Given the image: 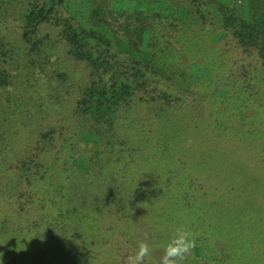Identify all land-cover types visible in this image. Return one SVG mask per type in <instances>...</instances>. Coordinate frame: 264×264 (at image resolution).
<instances>
[{"label":"trees","instance_id":"16d2710c","mask_svg":"<svg viewBox=\"0 0 264 264\" xmlns=\"http://www.w3.org/2000/svg\"><path fill=\"white\" fill-rule=\"evenodd\" d=\"M251 97L264 0H0V261L126 264L145 241L159 264L185 227L182 264H264L223 238L243 198L195 169Z\"/></svg>","mask_w":264,"mask_h":264},{"label":"rangeland","instance_id":"374dc122","mask_svg":"<svg viewBox=\"0 0 264 264\" xmlns=\"http://www.w3.org/2000/svg\"><path fill=\"white\" fill-rule=\"evenodd\" d=\"M251 99L254 107L251 108L248 103L247 107L243 105L237 117L224 112L220 114L226 118V128L236 133V141L227 140L223 150L217 154H207L214 129H208L209 136L194 140L200 148L199 158L204 157L202 160L200 158L195 169L205 181L216 182L224 189L221 195L223 200H235L240 195L239 203L241 197L245 201L236 207L238 209H235L234 216L238 217L234 218V226H229L236 235L230 236L225 232L223 238L235 242L252 236L260 243L258 246L264 249V108L261 102L253 97ZM212 104L206 109L207 112H213ZM229 121L236 122L237 127L230 128ZM244 188L248 189L247 195L241 194Z\"/></svg>","mask_w":264,"mask_h":264},{"label":"clouds","instance_id":"9594fccd","mask_svg":"<svg viewBox=\"0 0 264 264\" xmlns=\"http://www.w3.org/2000/svg\"><path fill=\"white\" fill-rule=\"evenodd\" d=\"M195 247L196 241L193 233L185 227H178L165 245L159 264H182L191 255ZM150 256L149 244L140 241L135 253L127 257L126 264H144L145 259ZM0 264H2V261H0Z\"/></svg>","mask_w":264,"mask_h":264}]
</instances>
